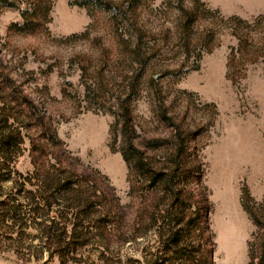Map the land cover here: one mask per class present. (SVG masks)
Listing matches in <instances>:
<instances>
[{"label": "rangeland", "instance_id": "obj_1", "mask_svg": "<svg viewBox=\"0 0 264 264\" xmlns=\"http://www.w3.org/2000/svg\"><path fill=\"white\" fill-rule=\"evenodd\" d=\"M14 1L11 6L0 5V82L21 103L12 111L20 114L26 97L29 109L55 129L70 156L105 176L120 203H127V165L120 152L111 149L110 133L116 97L131 81V67L116 41L117 25L105 13L89 11L73 0H40L42 9L50 6L49 12H36L32 18L36 27L20 31L13 25L22 24L21 11H31V1L37 0ZM202 1L223 17L237 15L250 21L264 13V0ZM164 5V1L150 0L144 6V38L155 45L148 50L146 70L132 101L136 132L143 139H156L154 144L169 138L171 126L160 119L159 109H165L183 129L197 132L190 148L200 156L202 183L212 206L211 264H249L248 241L256 226L243 210L240 195L246 187L256 202L264 200V23L252 26L248 34L260 46L259 57L253 62L235 59L229 69V52L237 41L227 23L215 19L210 51L200 45L185 47L174 38V15L159 10ZM118 26V31L124 29ZM210 26L209 19H204L194 31L208 39ZM84 31L87 36L68 38ZM18 117V123L35 138L38 121ZM53 149L45 146L47 154ZM153 152L155 159L161 156ZM32 171L25 136L11 177L30 176ZM31 182L27 187L35 188V181ZM1 185L0 197L5 198L12 190L11 182L7 179ZM20 228L8 232L0 225V264H59L36 238L34 227H22V234ZM158 245L153 226L134 244L115 245L106 254L110 256L107 263L95 242L77 254L79 264H132L128 259L147 264ZM253 264H259L257 259Z\"/></svg>", "mask_w": 264, "mask_h": 264}, {"label": "trees", "instance_id": "obj_2", "mask_svg": "<svg viewBox=\"0 0 264 264\" xmlns=\"http://www.w3.org/2000/svg\"><path fill=\"white\" fill-rule=\"evenodd\" d=\"M73 1L89 11L105 13L110 23L117 25L116 41L122 45L123 57L131 67V81L124 87L123 94L116 97L114 121L110 126L111 149L118 150L127 165L129 201L121 204L105 176L83 167L78 158L70 156L55 129L29 109L31 103L26 97L24 101L28 106L24 105L20 114L14 113L12 110L21 103L6 90L7 84L0 82V196L1 181L8 179L12 189L5 198L0 197V225L8 232L15 226L21 227L20 234L22 227H34L36 238L50 252L49 257H57L59 264H79L80 254L77 253L92 242L101 248V258L107 263L110 256L106 254L115 245L134 244L153 226L159 245L154 259L147 264H211L214 242L209 231V213L212 206L202 183L200 156L190 148L197 132L183 129L165 109H159L160 119L171 126L172 131L169 138L154 144L156 139L140 137L133 121L132 101L146 70L148 50L155 45L144 38L142 30L144 6L150 0ZM161 1L165 5L159 10L165 15H174V38L181 45L206 46L210 51L216 19V22L227 23L237 41L229 52V69L235 59L253 62L259 57L260 46L258 49L248 34L252 26L264 23V13L248 21L237 15L223 17L202 0ZM31 2V11H21L22 24L13 25L17 30L32 31L36 27L32 21L36 12L47 15L50 10V6L42 9L40 0ZM14 4V0H0V5ZM204 19L211 22L212 34L208 39L194 31ZM118 24L124 29L118 31ZM87 35L84 31L68 38ZM226 75L229 77L228 73ZM18 116L38 121L35 138L18 123ZM25 136L30 142L33 171L30 176L18 174L13 179L14 162L21 154ZM48 144L54 147L49 154L45 152ZM153 151L161 156L155 159ZM31 180L35 181V188L27 187L32 185ZM240 204L256 226L248 241L249 264L255 259L264 264V200L256 202L248 189L242 187ZM24 206H27L26 211H23ZM7 237L11 239L10 233ZM134 262L137 261L128 259V263Z\"/></svg>", "mask_w": 264, "mask_h": 264}]
</instances>
